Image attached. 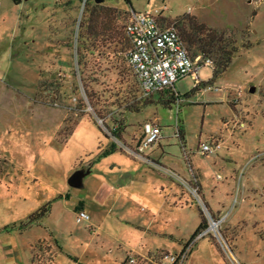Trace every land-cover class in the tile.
Here are the masks:
<instances>
[{
	"label": "rangeland",
	"instance_id": "rangeland-1",
	"mask_svg": "<svg viewBox=\"0 0 264 264\" xmlns=\"http://www.w3.org/2000/svg\"><path fill=\"white\" fill-rule=\"evenodd\" d=\"M148 7L176 28L188 12L230 31L236 52L215 75L208 56L196 86L177 78L176 97H140L123 27L130 9ZM145 120L159 137L137 153ZM211 140L219 147L201 154ZM89 165L82 186L68 184ZM188 165L210 216L226 213L191 240L199 211L209 219L182 182ZM131 173L120 188L111 182ZM1 174L0 264H158L174 254L172 264H264V0H0ZM178 190L190 202L180 208L169 204ZM77 210L89 219L75 221ZM126 242L169 253L135 254Z\"/></svg>",
	"mask_w": 264,
	"mask_h": 264
},
{
	"label": "built area",
	"instance_id": "built-area-1",
	"mask_svg": "<svg viewBox=\"0 0 264 264\" xmlns=\"http://www.w3.org/2000/svg\"><path fill=\"white\" fill-rule=\"evenodd\" d=\"M160 7H148L138 11L130 9L123 27L124 34L128 40L123 56L126 65L135 77L140 97H147L154 92L171 88L173 82L185 74H189L193 78V84L196 86L199 83L197 76L199 66L201 64H211V60L208 57L202 58L200 54L191 56L177 28L167 23L163 14H159ZM98 121L100 122L101 119L98 118ZM141 130L142 135L135 149L137 153L144 146L156 140L160 132L159 126L151 120L143 121ZM112 136L115 137L116 135L114 136L113 134ZM113 139L116 140L117 138ZM218 147L219 142L211 140L210 142L202 143L199 152L206 155ZM188 171L192 179L191 177L189 180L182 179V182L195 201L201 202L209 219L207 224L196 233V237H200L209 230L213 231L226 213H222L218 218L210 216L199 195L197 179L190 165H188ZM189 181L191 183H188ZM74 215L75 221H86L89 219L88 213L83 210L75 211ZM174 255L167 256L168 262L162 261L158 264H172L175 261Z\"/></svg>",
	"mask_w": 264,
	"mask_h": 264
},
{
	"label": "trees",
	"instance_id": "trees-1",
	"mask_svg": "<svg viewBox=\"0 0 264 264\" xmlns=\"http://www.w3.org/2000/svg\"><path fill=\"white\" fill-rule=\"evenodd\" d=\"M174 22L179 24L177 30L183 38L191 56L201 54L202 56L211 57L213 61L212 75L221 72L227 66L232 55L236 52V49L232 45L234 37L230 31L209 28L203 22L197 21L195 16L193 14H189L188 12H183L179 16H176L174 18ZM168 92L170 95H176L171 88H168ZM113 134L115 133L113 132ZM111 150L112 149L108 147L104 149V153ZM45 212L46 207L41 205L40 208L28 215L27 222H31L32 220L39 218ZM199 213L200 220L194 232L190 236V240L205 226L204 217L200 211ZM187 242H184L183 245L185 246Z\"/></svg>",
	"mask_w": 264,
	"mask_h": 264
},
{
	"label": "crops",
	"instance_id": "crops-1",
	"mask_svg": "<svg viewBox=\"0 0 264 264\" xmlns=\"http://www.w3.org/2000/svg\"><path fill=\"white\" fill-rule=\"evenodd\" d=\"M109 152L111 153V151H109ZM88 168H89L88 170H90V165H89ZM110 169L111 168H109L108 170H110ZM132 173H131V175H127V176H117V179L111 180V182H114V184H117L118 188H120V187L123 186V184L125 182H129V181L133 180L134 176L132 175ZM3 175L4 174H1L0 176L2 177ZM112 191H114V189ZM58 195L61 197V193H59ZM189 203L190 202L187 200L186 194L183 193L181 190L180 191L178 190L177 192L174 193V196H173V199H172V204L171 203H169V204L171 206H178L180 208L181 206H184V205L189 204ZM73 204H75V203H73ZM199 217H200V214H199ZM199 220H200V218H199ZM125 222H127L130 226L133 225V226H135L137 228H140V229H143L144 231H147L149 233H154V234L156 233V234H159V235H166L167 234L164 231L155 230L153 228H150L148 226V222L144 223L141 219L136 218V217H132V218L126 219ZM124 246H126V250L131 251V252H133L135 254H141V255L142 254H146V253H153V252H157V251H160V253H163L164 255L169 253V250H168L167 246H165V245H160V246L154 245L155 246L154 247V246L147 245L146 242H145V246H146L145 251H146V253L142 252L140 249H137L135 247V245L129 244L127 242L125 243Z\"/></svg>",
	"mask_w": 264,
	"mask_h": 264
},
{
	"label": "water",
	"instance_id": "water-1",
	"mask_svg": "<svg viewBox=\"0 0 264 264\" xmlns=\"http://www.w3.org/2000/svg\"><path fill=\"white\" fill-rule=\"evenodd\" d=\"M93 2H101L103 0H92ZM253 86L249 87V90H252ZM88 171L84 168H76L67 176V182L71 186H82V177Z\"/></svg>",
	"mask_w": 264,
	"mask_h": 264
}]
</instances>
